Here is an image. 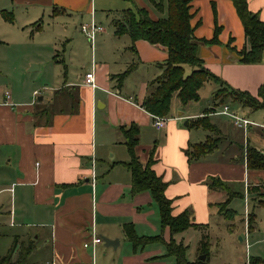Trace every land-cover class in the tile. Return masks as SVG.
<instances>
[{"label": "crops", "instance_id": "0c3cea01", "mask_svg": "<svg viewBox=\"0 0 264 264\" xmlns=\"http://www.w3.org/2000/svg\"><path fill=\"white\" fill-rule=\"evenodd\" d=\"M96 1L0 0V27L5 34L13 35L7 25L14 26L20 20L14 35H40L45 17L52 24L67 17L61 26L65 43L73 40L76 30L84 35L83 25L102 28L93 40L87 39L89 63L77 62V67L70 70L62 61L61 79L53 87L42 88L48 91L47 99L39 96L37 89L30 95L28 90L26 97L8 91L0 93V259L10 253L11 263L27 249L29 253L20 264L175 263L174 258L166 256L162 244L135 250L123 234L124 225L131 224L139 237L170 239L168 230L161 229L159 209L151 195L131 191L132 177L126 167L130 156L121 129L128 130L133 125L139 132L135 155L140 164L146 165L152 153V169L166 184L165 196L171 201L172 215L187 211L191 223L198 226L175 234L176 244L188 250L184 235L209 231L218 218L234 228L236 212L229 206L236 198L227 207L234 212L233 218L225 220L220 214V205L230 194L245 200L246 216L249 212L255 217L247 203L259 207L258 202L264 200V170L249 169L246 163L247 148L264 156V110L252 111L230 100L220 103L221 99L214 97L220 86L209 81L200 89L197 102L182 106L174 95L169 116L160 118L164 126L157 128L153 116L141 104L149 84L162 74L160 65L167 59V51L143 40L134 43L133 51L127 34H114L113 22L119 13L135 7L146 9L154 19L165 15L156 14L148 0H139L138 6L112 14L113 30L106 35L96 21ZM100 5L103 8L104 2ZM189 5L197 40L212 39L215 26L220 28L218 44L199 46L204 67L219 78L223 88L247 92L264 103V48L259 64L238 62L237 53L249 50V43L233 3L190 0ZM247 5L264 22V0H247ZM80 13L90 16V22L74 31L69 21ZM97 37L99 52L96 49L94 53ZM0 43L7 44L1 42V37ZM133 63L135 69L120 81L118 76ZM37 64L34 70L40 69V62ZM185 69L187 74L191 72V68ZM87 73L93 74L94 88L84 84ZM36 97L38 102L33 100ZM231 104L243 113L238 115ZM224 108L226 114L248 120L246 130L236 128L223 114ZM201 119L211 129L188 126ZM211 136L219 139L215 150L189 161L185 153ZM241 232L245 234L244 228ZM251 232L245 236L250 237ZM94 235L117 239L119 245L106 248L102 241L92 247ZM84 244L88 247L84 248ZM195 260L198 259H187Z\"/></svg>", "mask_w": 264, "mask_h": 264}, {"label": "trees", "instance_id": "16d2710c", "mask_svg": "<svg viewBox=\"0 0 264 264\" xmlns=\"http://www.w3.org/2000/svg\"><path fill=\"white\" fill-rule=\"evenodd\" d=\"M129 1V0H127ZM243 26L244 35L249 43V50H242L237 53L238 62L243 65H256L261 62L264 48V22L258 16L252 14L247 5V0H230ZM156 14L164 17L151 18L149 12L144 8L135 7L134 10H125L119 13L114 20V34L122 36L127 34L132 42L131 49L134 51V43L143 40L150 45L162 46L167 51V59L160 65L162 74L149 84L148 93L143 100L141 107L151 116L157 118H167L170 111V102L174 95L177 96L182 106L199 100V91L205 83L212 81L220 86L216 91L215 98H220V103L228 100L241 103L243 107L254 110H264V103L258 101L247 92L231 90L222 87V83L215 75L204 67L203 61L199 58L198 49L201 45L218 44V34L220 28L215 26L214 34L210 40H197L193 36L194 28L191 26L192 14L190 13V0H148ZM5 20L10 21L6 13H3ZM199 24V22H198ZM197 24V25H198ZM136 67L133 63L118 79L122 81ZM186 67L191 68L189 74ZM189 127H203L211 129L204 119L188 124ZM125 140L130 162L126 167L132 177V193L148 192L159 209L160 224L162 231L168 230L170 239L165 241L162 236L139 237L133 225L128 224L123 227L124 237L138 249L149 244L160 243L166 249V256L175 259L174 264H208L209 253L207 244L201 242V252L206 257L204 261L195 260L189 262L186 259V250L182 244H176L173 239L175 234L182 233L189 228L198 226L190 221L189 213L183 212L178 216L172 215L171 201L165 196L166 184L159 178L152 169L154 160L152 153L146 165L140 164L135 155V147L138 145V128L130 126L128 130L121 129ZM218 138L207 137L204 143L191 147L187 151L189 161L197 160L217 147ZM246 163L249 169L264 170V156L253 148L246 149ZM235 194H230L229 198L220 205V214L225 220H231L234 212L227 209ZM258 206L264 210V200L258 202ZM255 217L249 215L247 230L254 227ZM29 250L20 253L19 260L11 263L8 256L0 259V264H20L26 257ZM250 264H264V262L253 259Z\"/></svg>", "mask_w": 264, "mask_h": 264}, {"label": "rangeland", "instance_id": "374dc122", "mask_svg": "<svg viewBox=\"0 0 264 264\" xmlns=\"http://www.w3.org/2000/svg\"><path fill=\"white\" fill-rule=\"evenodd\" d=\"M100 2H104L103 8H101ZM138 5L139 0L132 2L97 0L94 5L96 21L103 26L107 35L113 30L111 25L112 14ZM88 6L87 3L86 7ZM14 19L13 21H15ZM66 19L67 17H62L52 24L51 22L48 23L45 17L43 33L40 35L33 34L31 37L28 35L21 37L19 33L18 36L14 35L17 26L21 23L20 20L15 21L14 26L13 24L7 25L9 30H13V35L5 34L0 27L1 42H7V44L0 43V93L8 91L26 97L28 90L30 95L32 90L37 89L40 92L39 96L47 99L48 91L42 88L45 86L53 87L61 79L64 72L62 61L67 67L69 66L70 70L75 69L80 61L90 62V43L79 31L76 30V34H72V41L65 43L62 40L61 26L66 24ZM69 22L71 29L75 31V27L88 24L90 16L80 13L74 15L73 20ZM98 46L97 37L93 47L94 53L96 49L98 51ZM100 47H103V44ZM31 60H33L32 63ZM38 61L41 67L34 70ZM62 96H66V94L62 93ZM204 97L205 93L202 94V99ZM33 100L38 102V97ZM231 109L237 111L238 115L243 113V110L238 109L235 104H231ZM241 144V142L237 143L240 146ZM245 204L244 199L236 198L229 206L236 212L235 221L232 222L234 228L218 218L213 220L209 231H193L184 235L183 243L188 247L187 259H199L204 256L201 252V242H204L207 244L209 253L208 264H250L253 259L264 262V210L252 203H247V209L250 212L253 210L256 218L253 232L246 231L250 213L248 212V216L244 215ZM242 228H244L245 234L241 232ZM250 232V237L245 236ZM240 237L242 242L239 240Z\"/></svg>", "mask_w": 264, "mask_h": 264}, {"label": "built area", "instance_id": "2783aa9c", "mask_svg": "<svg viewBox=\"0 0 264 264\" xmlns=\"http://www.w3.org/2000/svg\"><path fill=\"white\" fill-rule=\"evenodd\" d=\"M81 32L87 37L88 41L93 40V38L95 37L96 34H100L102 32V28L94 26V25H83L81 26ZM84 84L86 86H90L92 88L95 87L94 85V78H93V74L92 73H87L84 76ZM6 98H8V94L5 95ZM227 112V108H224V112L223 114H226ZM228 115L231 120L233 125L238 128V129H243L246 130V128L250 125V122L244 118H239L235 115L232 114H226ZM154 119V125L157 128H161L164 126V120L157 118V117H153ZM102 244V239L98 236V235H94L93 236V240H92V247H96L98 245ZM88 244H84V248H87Z\"/></svg>", "mask_w": 264, "mask_h": 264}, {"label": "water", "instance_id": "95a60500", "mask_svg": "<svg viewBox=\"0 0 264 264\" xmlns=\"http://www.w3.org/2000/svg\"><path fill=\"white\" fill-rule=\"evenodd\" d=\"M35 67V66H34ZM239 240L241 241L242 239L239 238ZM103 244L106 248H112L115 249L118 245H119V241L117 239L115 240H109L107 238H102ZM205 256L200 257L198 260L199 261H204L205 260Z\"/></svg>", "mask_w": 264, "mask_h": 264}]
</instances>
